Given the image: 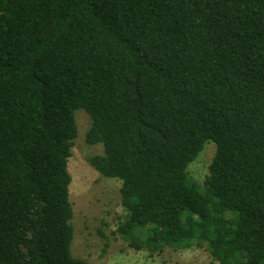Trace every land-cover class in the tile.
Returning <instances> with one entry per match:
<instances>
[{
	"label": "trees",
	"instance_id": "1",
	"mask_svg": "<svg viewBox=\"0 0 264 264\" xmlns=\"http://www.w3.org/2000/svg\"><path fill=\"white\" fill-rule=\"evenodd\" d=\"M79 109L129 248L264 264V0H0V264H88L71 249Z\"/></svg>",
	"mask_w": 264,
	"mask_h": 264
},
{
	"label": "rangeland",
	"instance_id": "2",
	"mask_svg": "<svg viewBox=\"0 0 264 264\" xmlns=\"http://www.w3.org/2000/svg\"><path fill=\"white\" fill-rule=\"evenodd\" d=\"M78 135L71 148L68 171L72 177L70 200L73 205L74 238L71 246L76 258L88 264H218L205 248L176 251L166 248L161 253L136 251L116 234L119 223L128 218L120 199V183L101 176L88 162L103 153L101 144L89 145L86 135L91 126L88 114L75 112ZM212 142L205 144L189 172L202 186L215 155Z\"/></svg>",
	"mask_w": 264,
	"mask_h": 264
}]
</instances>
